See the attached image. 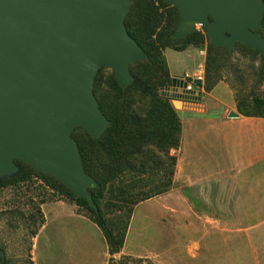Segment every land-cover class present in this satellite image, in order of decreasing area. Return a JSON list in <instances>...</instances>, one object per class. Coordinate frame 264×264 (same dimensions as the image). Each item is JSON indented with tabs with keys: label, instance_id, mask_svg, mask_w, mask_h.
<instances>
[{
	"label": "water",
	"instance_id": "water-1",
	"mask_svg": "<svg viewBox=\"0 0 264 264\" xmlns=\"http://www.w3.org/2000/svg\"><path fill=\"white\" fill-rule=\"evenodd\" d=\"M135 1L0 0V179L15 176L19 160L98 210L90 194L96 182L72 135L83 127L100 139L110 125L93 91L99 69L111 68L126 89L131 66L148 58L126 26ZM164 3L179 12L174 39L186 40L200 25L214 48L244 44L264 55L263 0Z\"/></svg>",
	"mask_w": 264,
	"mask_h": 264
},
{
	"label": "crops",
	"instance_id": "crops-1",
	"mask_svg": "<svg viewBox=\"0 0 264 264\" xmlns=\"http://www.w3.org/2000/svg\"><path fill=\"white\" fill-rule=\"evenodd\" d=\"M201 51L194 46L184 51L166 49L172 79L185 72L205 74L207 55ZM239 101L234 87L224 80L200 100H171L182 129L179 148L171 150L177 158L173 187L134 210L135 214L144 208L146 216L159 214L161 224L162 208H168L174 218L168 226L173 230L178 226L175 218L184 213L188 218L184 227L192 237L185 252L192 260L199 257V264L204 260V264H264V215L260 216L264 214V117L243 115ZM231 112L238 116L231 117ZM43 213L44 223L33 239L34 264H110L112 255L102 230L76 204L46 203ZM134 214L125 245L113 256L116 260L136 257L156 264H190L185 259L178 262V254L166 261L156 252H130ZM177 249L174 241L169 251L179 253Z\"/></svg>",
	"mask_w": 264,
	"mask_h": 264
},
{
	"label": "trees",
	"instance_id": "trees-1",
	"mask_svg": "<svg viewBox=\"0 0 264 264\" xmlns=\"http://www.w3.org/2000/svg\"><path fill=\"white\" fill-rule=\"evenodd\" d=\"M264 1V0H263ZM179 23V12L164 0H136L126 19L131 36L148 54L146 60L134 63L133 83L126 89L119 86L114 74L104 78L100 72L94 82V95L110 125L100 139H93L83 129H75L73 139L78 146L85 172L96 182L90 194L98 210L88 201L77 198L63 183L52 176L35 172L17 161L20 173L0 179V189L19 186L33 178L42 180L60 198L78 206L102 230L112 255L110 264H126L116 260L126 241L134 206L163 195L173 187L177 158L171 155L178 149L181 122L171 103V97L161 94L172 85L164 50L184 51L190 46L204 48L205 38L197 32L186 40L172 37ZM243 45V44H239ZM220 48L207 45L205 89L211 91L221 77L214 70L215 52ZM238 97V96H237ZM238 108L246 116L264 117L263 95L242 98ZM168 161L167 168L161 167ZM163 172L165 174L161 175ZM115 209L125 211L127 222L121 217L110 220ZM37 235L34 232L33 237ZM0 264H6L0 258Z\"/></svg>",
	"mask_w": 264,
	"mask_h": 264
},
{
	"label": "rangeland",
	"instance_id": "rangeland-1",
	"mask_svg": "<svg viewBox=\"0 0 264 264\" xmlns=\"http://www.w3.org/2000/svg\"><path fill=\"white\" fill-rule=\"evenodd\" d=\"M198 32H200L205 38L204 48L200 49H204L207 55V45L209 43L207 38L208 30L199 25ZM259 32L264 37V13ZM219 48L220 50L215 52L214 55L216 64L213 68L216 73L220 75L221 81L224 80L230 83L234 87L239 99L247 97L252 98V95H263L264 55L260 51L254 50L244 44H237L232 51H228L221 47ZM99 72L104 78L113 73L112 69L106 65L102 66L99 69ZM171 88L172 85L166 86L161 91V94L171 97V94L169 93ZM76 129L81 132L84 128L77 127ZM17 161L15 162L16 169L11 175H17L20 173V167L18 166ZM168 165L169 162L164 161L161 167L167 168ZM37 173L49 176V174L42 171H38ZM163 174H165V172L161 175ZM7 175L10 176L9 174L2 176ZM59 200L63 199L37 177L19 186L0 189L1 260L6 262V264H34L32 260L33 234L34 232L38 233L44 223V204ZM136 206H134V210ZM143 209L144 208L137 209L135 214L133 211L134 219L132 223L134 224L128 241V250L130 252H143L145 254L156 252L161 254L162 258L166 259V261L168 257H176L178 254V258H176L178 262L184 261L185 259L187 263L189 261L190 264L200 263L199 257L196 260H192L185 252V243L192 237L189 235L190 230H187L184 227L185 220H188V218L183 216L184 213L180 215L178 214L175 218V221L178 222V226L176 230H173L172 227L170 228L168 226L172 221L171 219L174 221V218H171L169 216L170 214L167 213L169 212L168 208H162L166 212L162 210L163 212L160 218L161 224L157 222L159 214L155 213L154 215L151 214V216H146V212ZM182 209L185 210L184 208ZM124 214V210L120 211V209H115L114 214L109 215V219L112 220L115 217L120 216L121 219H119V223H126L127 219ZM263 215L264 214H260V216ZM174 241L178 244L177 251L179 253L176 251L173 253L172 251H169L172 249ZM193 249L195 248L193 247L192 251ZM121 259H123V262L126 264H156L150 259L136 257H124Z\"/></svg>",
	"mask_w": 264,
	"mask_h": 264
},
{
	"label": "built area",
	"instance_id": "built-area-1",
	"mask_svg": "<svg viewBox=\"0 0 264 264\" xmlns=\"http://www.w3.org/2000/svg\"><path fill=\"white\" fill-rule=\"evenodd\" d=\"M201 53L206 55L204 49ZM205 92V74L189 72H185L181 77L174 79L169 91L172 99L183 100H200Z\"/></svg>",
	"mask_w": 264,
	"mask_h": 264
}]
</instances>
